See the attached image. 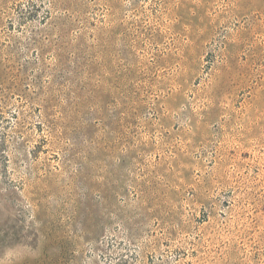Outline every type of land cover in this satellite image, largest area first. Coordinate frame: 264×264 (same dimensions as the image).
Returning a JSON list of instances; mask_svg holds the SVG:
<instances>
[{
  "label": "rangeland",
  "instance_id": "rangeland-1",
  "mask_svg": "<svg viewBox=\"0 0 264 264\" xmlns=\"http://www.w3.org/2000/svg\"><path fill=\"white\" fill-rule=\"evenodd\" d=\"M0 264H264V0H0Z\"/></svg>",
  "mask_w": 264,
  "mask_h": 264
}]
</instances>
